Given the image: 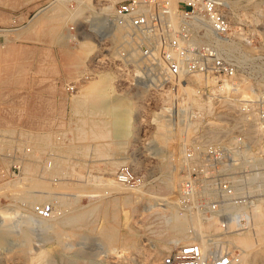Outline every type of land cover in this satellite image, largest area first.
Masks as SVG:
<instances>
[{"label":"built area","instance_id":"obj_1","mask_svg":"<svg viewBox=\"0 0 264 264\" xmlns=\"http://www.w3.org/2000/svg\"><path fill=\"white\" fill-rule=\"evenodd\" d=\"M89 7L90 20L68 19L66 33L76 38V25L85 24L94 50L63 90L73 95L98 73H113L140 97L143 156L173 154L181 172L173 208L191 241L171 243L159 264H239L226 237L250 228L264 197V44L254 41L251 19L225 0H90ZM157 122L174 134L173 153L157 143ZM0 155L16 176L20 159ZM113 180L135 190L144 176L121 163ZM52 214L51 202L30 206L31 221ZM207 223L217 231L198 230Z\"/></svg>","mask_w":264,"mask_h":264},{"label":"rangeland","instance_id":"obj_2","mask_svg":"<svg viewBox=\"0 0 264 264\" xmlns=\"http://www.w3.org/2000/svg\"><path fill=\"white\" fill-rule=\"evenodd\" d=\"M76 1L77 5L72 10L62 0H56L53 6L44 10L45 14L51 16L49 19H52L53 23L56 25L63 23V30L57 33L55 47H44V74L56 73L60 70L71 74L60 84L55 80H49V84L54 89H59L62 92H64L63 83L73 80L83 72L84 62L94 50L85 24L78 23L76 25V38L66 33L68 19L77 18L78 22H86L92 16L89 12L90 0ZM226 1L234 12L239 10L243 12L247 20L251 19L254 41L259 45L264 44V2L262 0ZM78 8L82 10L80 11ZM11 10L18 11L19 9L12 8ZM72 39L75 40L72 41ZM85 45L89 46L90 50H87ZM219 45L222 46V44ZM261 48H264V45H261ZM76 56L80 57L79 60ZM78 63L81 67L74 66ZM30 65L24 62L23 64L22 62L10 64L0 59V154L14 152L21 164L20 172L16 176H10L6 173L9 161L6 158H1L0 155V207L2 210L9 209L13 212L7 218H0V264H159L160 257L170 249L171 243L178 242L169 240L165 248L156 243L155 233L159 224L158 214L154 211H164L165 213L166 209V206L156 196H162L164 193L162 181L169 174L168 170L174 169L178 177L181 172L177 163L174 162L172 154L158 156L159 158L143 156L139 147L141 127L138 122L140 111L138 92L116 83L113 73L100 72L97 76L85 81L77 93L68 95L73 98L75 105L78 103L94 107L104 96L111 104L108 109L104 107L105 112L110 113V119L98 122L105 126L103 130L106 129L107 134L110 131L112 135H118L116 137L122 136L124 142L95 143L92 142V138L90 141L92 136L89 137V135L76 137L74 128L81 124L75 122L76 120L68 121L69 112L66 113V122L62 121L63 124L48 127L42 125L41 110L19 109L24 106L25 95L24 93L22 95L12 93L42 89L39 85L41 82L40 66L38 65V68L35 69ZM34 81L38 84L27 86L28 82L31 84ZM84 86V92L81 93ZM96 90L99 93H93ZM39 97V95H28L27 101L35 103ZM69 101L70 98L67 102L69 103ZM158 123L156 124L158 125ZM116 124L117 127H115ZM111 125L113 126L109 129ZM156 127L157 143L171 150L175 140L171 141L170 139L169 143L168 141H159ZM104 131L102 132L104 134L101 133L100 136H105ZM44 132V139L36 137V134ZM69 138L72 140L68 141ZM97 146L100 149L97 150ZM26 148L28 151H25ZM46 161H50L48 168L44 166ZM121 163L128 164L143 174L144 180L141 189L126 191L123 186L116 184L113 180V172ZM23 165L29 166V170H32L30 173L32 177H36L53 188L60 184H65L68 187L50 192L49 190L27 189L23 185L4 187L7 182L20 179L23 176ZM45 171L50 173L43 174ZM100 180L110 183V188L103 185L99 196L89 197L84 192L75 191V186L83 185V188L90 189L89 187L97 184ZM25 193L34 196L50 195L56 198H65L69 200L68 204L59 207V209L66 212L71 211L75 206H84L83 209L88 210L87 206L98 199H100L101 205L104 201L117 200L115 221L118 222L117 234L119 236L112 245L103 240V229L108 222L112 221L100 209L91 215H86L78 222H71L72 225L62 222L63 226L58 224L56 227L52 221L47 220L31 222L30 213L28 214L16 206L20 205V200L16 196ZM75 193L79 194L76 201L73 200ZM129 195L133 198L127 202ZM43 203L46 202L43 201ZM253 230L252 213L250 228L242 232H252ZM230 236L226 237V241L229 245L238 248L241 259L246 252ZM254 252L257 256L256 263H254L264 264V243L255 242ZM39 254L43 256L39 258ZM239 264H242L241 261Z\"/></svg>","mask_w":264,"mask_h":264},{"label":"crops","instance_id":"obj_3","mask_svg":"<svg viewBox=\"0 0 264 264\" xmlns=\"http://www.w3.org/2000/svg\"><path fill=\"white\" fill-rule=\"evenodd\" d=\"M46 0H0V59L10 64L23 62L31 64L30 67L37 69L40 66V79L42 89L24 90V92L12 93L15 95H22L25 97L24 106L19 109L22 110H41V122L44 126L59 125L66 122V113L69 112V120L81 124V127H88L91 122L107 121L110 119V113L105 112L111 104L106 100V96L102 97L97 105L94 107L90 105H76L73 98L66 95L59 89H54L50 85L49 80H55L60 84L68 75L71 74L65 70L57 71L56 73L44 74V47H55L57 33L63 30V23H53L51 16L44 13V4ZM19 9L12 11L11 9ZM49 17V18H48ZM62 26V27H61ZM61 27V28H60ZM52 42V43H51ZM79 58L80 57H77ZM27 61V62H26ZM35 65V66H34ZM80 66L74 64V66ZM65 71V72H64ZM38 83L34 81L27 86H34ZM25 86V85H24ZM85 86L81 93L84 92ZM107 91V90H106ZM93 93H99L93 91ZM28 95L40 96L35 103L27 101ZM97 95V94H95ZM70 98L69 103L67 102ZM105 107V109H104ZM63 124V123H62ZM113 125L109 126L111 129ZM117 127V124L115 125ZM85 129V128H84ZM87 129V128H86ZM112 135L109 133L105 136H95L92 142H118L123 143L122 136ZM36 137L45 138V132L36 134Z\"/></svg>","mask_w":264,"mask_h":264},{"label":"bare ground","instance_id":"obj_4","mask_svg":"<svg viewBox=\"0 0 264 264\" xmlns=\"http://www.w3.org/2000/svg\"><path fill=\"white\" fill-rule=\"evenodd\" d=\"M54 3L55 2H53L48 7L53 6ZM82 3H84V2H82ZM82 3H81V5H83ZM226 3H227V1H226ZM227 5H228V3H227ZM48 7H46V8H48ZM82 8H84V7H82ZM79 10L81 11L82 9L80 8ZM84 47H87V50H90L89 46L85 45ZM77 106H79L78 103L76 104V107ZM103 128H105V126L103 124H101L99 122H97V123L91 122L90 125L87 127V129L86 128L84 129L81 126H75L74 129H75V135L78 138V137H82L84 135H89L92 137H95L98 135L100 136L101 133L104 131ZM104 132L106 133L108 131L105 129ZM102 134H104V133H102ZM156 134L159 137V141H161V142H167L168 141V143H169L170 139H171V141L175 140L174 134L168 133L166 126L162 122L158 123V125L156 127ZM42 139H44V138H42ZM70 140H72V139L69 138L68 141H70ZM59 147H60V145H59ZM96 149L98 150V149H100V147L97 146ZM172 149H173L172 150V153H173L174 148H172ZM102 150H103V148H102ZM102 155H105V154L102 153ZM102 155H99V156H102ZM29 169L30 168L28 165H25V166L23 165V169H22L23 176L20 179L7 182L4 187L10 188V187H18V186L23 185L27 189L49 190V192L52 190H55V189L61 190V189H65V187L66 188L68 187L65 184H60V185L57 184L59 186H56L55 188H53V187L49 186L48 184L42 182L41 180L39 181V179H37L36 177H32L30 174L32 170H29ZM168 171H169V174L162 181V189L164 190V193L162 194V196H156L163 203V205L166 206L165 213H164V211H154L155 213L158 214L157 219H158V224H159L158 229H156L155 240H156V243L158 245H160L162 248L166 247L167 242L169 240H175V242H178V243H180V242L184 243V242L191 241V239L188 238V236L186 235V230H185L186 228H185L184 220L179 218L175 214V211L173 208V202H174L175 193H176V185H177L179 177H178V174L175 173L174 169L171 171L170 170H168ZM48 173H50V172L45 171V173H43V174H48ZM96 181H98V180H96ZM116 184H118V183H116ZM103 185H106L108 188H110L109 187L110 183L103 182L102 180H100L97 184H93L92 187H89L90 189L83 188V185L75 186V188H76L75 191L76 192H84L89 197L99 196V193L101 192V187ZM80 188H83V189H80ZM72 189H74V188H72ZM124 189L126 191H129L125 187H124ZM115 193H118V192H115ZM138 194H141V193L138 192ZM77 196H79V194L75 193L74 198H73L74 201H76ZM16 197L18 198V200H20V205H16V206L28 214L30 213V206L33 202H36V203H42L43 201L51 202L52 207H53V214H52L51 218L47 219V221H52L53 225L56 227L58 224L61 225L62 222H64V223L67 222L70 224H71V222H74V221L78 222L80 219L84 218L86 215H91V213L96 212L97 210L100 209V210H102L103 213H105L107 216H109V218L112 221L110 223L108 222L107 225L105 226V228L103 229V233H102L103 240H105V242L107 244L112 245L116 242V240L119 236L117 234L118 222L115 221V216L117 215V212L115 209V206L117 204V200H112V202L104 201V202H102L103 204L101 205V201H100V199H98L94 203H90L89 206H87L88 210L83 209V208H85L84 206L83 207L75 206V207H73V209L71 211L66 212L64 210L59 209V207H62V206L64 207V205L68 204L69 200H67L65 198H60V197L56 198V197H53L50 195L34 196V195H29V193L28 194L25 193L24 195L22 194L19 196L17 195ZM125 198H126V196H125ZM132 198H133V196L130 197V195H129V199L127 200V202L132 200ZM256 204H257V206L255 205L256 208H255V211L253 212L254 230L252 232L251 231L250 232H241L238 234L235 233L237 235L234 234L235 236L234 235L230 236V238L233 237V239L235 240V243L238 244L241 248H243V250L246 252V254H244L240 259L242 264H255L256 263L255 261L257 260L256 259L257 256L254 252L255 242H258L261 244L264 243V199H259ZM12 206H15V205H12ZM1 208L2 207H0V218H7V217L11 216V214L13 213L12 210H9V209L8 210H2ZM31 222H34V221H31ZM62 226H63V224H62ZM201 228L203 229V231H208L210 228L213 231H217L216 227L212 226V223L204 224L202 227H200L199 231H201ZM39 255H40L39 258H41V256H43L42 254H39ZM39 258L36 257V259H38V260H39ZM42 259L40 260V262L42 261ZM240 261H239V263H240Z\"/></svg>","mask_w":264,"mask_h":264}]
</instances>
